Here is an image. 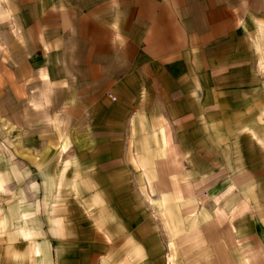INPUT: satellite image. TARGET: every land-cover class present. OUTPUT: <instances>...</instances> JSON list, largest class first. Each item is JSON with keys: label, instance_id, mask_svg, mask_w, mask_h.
I'll list each match as a JSON object with an SVG mask.
<instances>
[{"label": "crops", "instance_id": "crops-1", "mask_svg": "<svg viewBox=\"0 0 264 264\" xmlns=\"http://www.w3.org/2000/svg\"><path fill=\"white\" fill-rule=\"evenodd\" d=\"M38 1L34 17H58L56 31L67 42L77 31L84 44L81 71L69 73L78 81L69 111L84 113L83 124L94 113L88 120L97 130L82 139L89 147L67 152L64 172L66 207L77 199L98 233L95 255L162 256L158 226L164 234L166 224L165 235L181 243L173 264H264V117L255 94L231 83L220 51L249 16V0ZM25 14L9 6L0 21L22 33ZM48 91L51 99L58 90ZM40 95L24 93L23 102ZM153 109L168 113L157 126L143 113ZM122 114H130L128 131ZM10 190L0 180V191Z\"/></svg>", "mask_w": 264, "mask_h": 264}, {"label": "rangeland", "instance_id": "rangeland-1", "mask_svg": "<svg viewBox=\"0 0 264 264\" xmlns=\"http://www.w3.org/2000/svg\"><path fill=\"white\" fill-rule=\"evenodd\" d=\"M17 4L26 12L20 25L22 33H18L15 26L0 21V180L4 184L7 182L10 191L15 190L13 195L0 191V205L4 207L0 210V223L3 225L0 231V264H112L109 261L113 264H173L178 254L177 245L181 246V243L176 235H165L171 232L166 224L163 226L164 234L162 226H158L160 244L165 251L162 256L153 259L133 256L130 259L123 255L106 259L95 255L98 253V233L91 230L93 225L90 224L88 210L77 205L75 198L69 200L66 207L67 178L64 169L66 163L72 164L71 160L67 161V152L74 149L78 153L82 147H89L82 144V139L91 137L97 130L91 128L97 124L88 120L94 113H85L83 124L84 113L69 111V95L78 82L69 73L75 76L81 71L84 44L77 31L75 40L68 42L67 32L56 31L59 29L58 26L55 28L58 17L48 14L34 17L35 9H40L38 0H0V13L9 6L15 8ZM249 12L243 25L241 17L238 21L240 28L224 38L225 48L220 51L226 63H230L227 67L235 78L231 83H240L255 94L254 103L259 105L258 114L262 119L264 0H249ZM39 32L43 34L41 41L38 40ZM6 35L7 39L4 38ZM59 38L61 43L57 46ZM3 42L9 48L2 49ZM53 79L57 80L56 85ZM50 89L58 90L51 99ZM31 91H39L41 95L31 98L30 102L27 97L23 102L24 93L29 95ZM21 93L23 98L18 103L15 98L14 104L13 98ZM79 101L78 98L75 109L81 108L76 106ZM12 108L15 113L10 111ZM157 112L155 109L154 114L143 112L149 121L154 120V126L158 124L156 120L168 117L167 112ZM101 115L102 112L95 113L96 118ZM116 116L117 113L113 114L111 122ZM122 116L126 118L128 131L130 114ZM141 119L134 118L133 121ZM67 138L79 140L80 144L74 145L73 141L67 144ZM69 186L71 192L72 186ZM23 187L24 218L17 213L18 188L21 190ZM69 202L72 203L69 205ZM5 221L7 224L10 221L9 227L5 226ZM18 223L23 225L27 236H23L21 230L19 232ZM137 246H134V251Z\"/></svg>", "mask_w": 264, "mask_h": 264}, {"label": "bare ground", "instance_id": "bare-ground-1", "mask_svg": "<svg viewBox=\"0 0 264 264\" xmlns=\"http://www.w3.org/2000/svg\"><path fill=\"white\" fill-rule=\"evenodd\" d=\"M25 235H26V233H25Z\"/></svg>", "mask_w": 264, "mask_h": 264}]
</instances>
